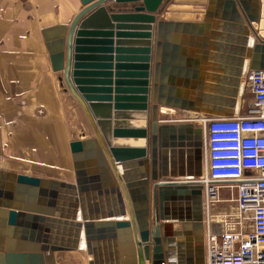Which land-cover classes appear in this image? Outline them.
<instances>
[{
    "label": "water",
    "instance_id": "obj_1",
    "mask_svg": "<svg viewBox=\"0 0 264 264\" xmlns=\"http://www.w3.org/2000/svg\"><path fill=\"white\" fill-rule=\"evenodd\" d=\"M172 1L80 0L69 26L43 31L52 69L92 137L70 145L74 184L0 170V264H57L58 253L82 249L89 264H195L183 252L193 230L203 256V130L164 123L161 108L192 113L190 120L235 113L243 74L264 71V0H208L198 22L160 16ZM212 52L217 69L207 75L196 58ZM98 53L104 61L95 64ZM221 98L223 107L210 104ZM116 148L145 153L118 160ZM88 167L103 178L96 189H115V211L89 205L96 189L84 187ZM112 228L124 252L104 262L94 245Z\"/></svg>",
    "mask_w": 264,
    "mask_h": 264
},
{
    "label": "crops",
    "instance_id": "obj_2",
    "mask_svg": "<svg viewBox=\"0 0 264 264\" xmlns=\"http://www.w3.org/2000/svg\"><path fill=\"white\" fill-rule=\"evenodd\" d=\"M9 1L12 0H0V149L3 147L4 154L14 159L16 166L13 165L14 169L3 168L0 170L74 184L76 176L70 145L74 141L92 137V134L88 132L92 129L87 124L88 128H86L83 119L79 116L74 117L76 110L73 101L66 97L67 93L60 85L59 77L62 74L55 73L52 69L43 31L62 25L69 26L82 9V4L80 0H45L43 4L41 0H16L18 16L12 17ZM207 2L208 0H174L165 8L161 5L158 12L164 8L162 17L165 19L198 22L204 18ZM25 7L33 8L31 17L25 18L20 13V9ZM38 14H43L42 18L46 16L48 21L40 29L39 45L35 49L33 42L32 46L29 45L31 30L27 22L34 21ZM5 16L11 20L7 27L4 26L7 23ZM18 18H21L23 23H19ZM97 40L99 39L97 38ZM97 48L101 47L97 46ZM99 54L95 56L98 58L94 62L95 64L104 61V58ZM225 54V63L221 62L220 65L221 70L224 69L228 81V51ZM198 58L202 70L207 75H209L211 67L217 69V54L212 52L208 56L200 55L196 59ZM169 87L171 88L172 85ZM176 88L188 90L180 86H176ZM210 104L221 108L226 105V101L221 98L220 101ZM194 125L198 127L197 124L194 123ZM202 150L205 159L204 146ZM42 168H47V170H41ZM22 171H38V174H27ZM138 171L142 175L143 169ZM100 185H103V178L99 168L88 167L85 169L84 187L87 190H92L101 187ZM112 191L115 189L102 188L101 191L96 189L93 192L95 196L90 198L91 201H88L89 205L102 207L110 204L115 211L118 205L112 197ZM230 195L233 194L230 192ZM222 197L226 196L223 194ZM229 199L228 196V199L220 201L228 203L229 210L221 211L219 219L227 215L228 212L236 211L235 203L228 202ZM184 203L186 204L187 201ZM204 206L205 246L203 258L197 249L195 235L197 233L193 230L191 235L183 238L187 242L183 245V252L195 264H200L202 261L204 264L209 235H217L218 231L228 229L226 225L221 224V221L216 224L214 211L218 209V206L208 207L206 203ZM187 209L185 207L186 211ZM190 212H192L191 208ZM177 227L181 228L182 224H175L174 229ZM106 235V239L97 241L94 245L98 259L104 262L116 258L123 251L116 228L109 229ZM166 236L172 239L173 233H166ZM85 256L84 263L89 264L91 257L86 251ZM57 264H60L58 257Z\"/></svg>",
    "mask_w": 264,
    "mask_h": 264
},
{
    "label": "built area",
    "instance_id": "obj_3",
    "mask_svg": "<svg viewBox=\"0 0 264 264\" xmlns=\"http://www.w3.org/2000/svg\"><path fill=\"white\" fill-rule=\"evenodd\" d=\"M192 121L204 135V204L227 190L237 205L220 218L228 229L209 235L204 264H264V71L244 73L232 116Z\"/></svg>",
    "mask_w": 264,
    "mask_h": 264
},
{
    "label": "rangeland",
    "instance_id": "obj_4",
    "mask_svg": "<svg viewBox=\"0 0 264 264\" xmlns=\"http://www.w3.org/2000/svg\"><path fill=\"white\" fill-rule=\"evenodd\" d=\"M44 1L45 0H41V3L43 4ZM51 1H53V0H51ZM16 3H17L16 0L9 1V3H8L9 4V8L12 11V13L10 14L12 17H17L18 16L17 11H16V7H17ZM38 7H40V6H38ZM33 11L34 10L31 7H25L23 9H20V13L22 14V16H25V18H27V16L31 17ZM164 11H165V9H163L162 14L160 16H162V15L164 16V14H163ZM5 21H7V23L4 26L7 27L8 23L11 20H8L7 16H5ZM18 22L19 23H23V20L21 18L20 19L18 18ZM30 22H32V21H29L27 23H30ZM99 71H101L99 69V67H96L93 72L98 73ZM66 97L73 101L75 110L77 111V112L74 111V117L79 116V118L83 119L86 128H88V126H89L88 120L85 117V115H84L83 111L81 110V108L79 107L78 103L74 100V98L70 94L67 93ZM161 110H162V108H161ZM164 111L165 112L161 111V120L162 121H169V123H182V122L187 121V120L190 119L189 115L187 113L181 111V110L164 109ZM139 112H142V111H139ZM148 114H149V111H148ZM170 121H172V122H170ZM138 122H142V120L137 121L135 123H138ZM88 132L90 134H92L91 130H89ZM14 161H15L14 159H12V158L8 157L6 154H4L3 147H2L0 149V169H3V168L14 169V166H16ZM41 170H47V168H45V169L42 168ZM22 172H27V174H38V171H31V172L22 171ZM221 194L222 195L224 194L226 196V197H222L221 201H224L225 199H228V196L230 197V199L235 198V196L230 195V192L227 191V190H223L221 192ZM234 205H235V207L237 209V205L236 204H234ZM217 206H218V209L216 211H214L215 212L214 218L216 219V224H219V221H220L219 214L221 213V211H224V209L228 211L229 210V206H228V203H226V202H219V203H217ZM228 213H230V212H228ZM57 255H58L57 256L58 257V262L60 264H85L84 261H86L85 251L61 252V253H58Z\"/></svg>",
    "mask_w": 264,
    "mask_h": 264
},
{
    "label": "bare ground",
    "instance_id": "obj_5",
    "mask_svg": "<svg viewBox=\"0 0 264 264\" xmlns=\"http://www.w3.org/2000/svg\"><path fill=\"white\" fill-rule=\"evenodd\" d=\"M148 3L150 5H154L155 2H153V0H148ZM43 14H38L37 16H35L34 21L29 23V29L31 30V36L29 39V45L32 46V42L33 44H35V49L38 47L39 45V40H40V29L43 28V25L45 23H47V19L46 16L45 18H42ZM253 41V39H252ZM244 75V74H243ZM164 109L166 108H162V111H164ZM190 118L193 117L192 113L186 112ZM192 114V115H191ZM114 156L116 159L118 160H127V159H131V158H135V157H142L145 153V151L143 149H130V150H123L121 148H116L113 150ZM81 251H85V249H82Z\"/></svg>",
    "mask_w": 264,
    "mask_h": 264
},
{
    "label": "flooded vegetation",
    "instance_id": "obj_6",
    "mask_svg": "<svg viewBox=\"0 0 264 264\" xmlns=\"http://www.w3.org/2000/svg\"><path fill=\"white\" fill-rule=\"evenodd\" d=\"M188 121H190V122H193L192 120H187V121H184V122H188ZM163 122H165V123H169V121H163ZM172 122V121H171ZM194 123V122H193Z\"/></svg>",
    "mask_w": 264,
    "mask_h": 264
}]
</instances>
